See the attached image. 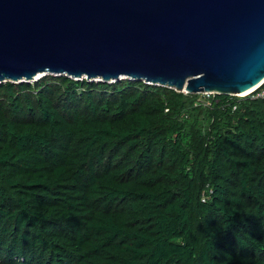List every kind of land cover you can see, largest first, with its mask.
Wrapping results in <instances>:
<instances>
[{
    "label": "trees",
    "instance_id": "1",
    "mask_svg": "<svg viewBox=\"0 0 264 264\" xmlns=\"http://www.w3.org/2000/svg\"><path fill=\"white\" fill-rule=\"evenodd\" d=\"M0 264H264V98L1 84Z\"/></svg>",
    "mask_w": 264,
    "mask_h": 264
},
{
    "label": "water",
    "instance_id": "2",
    "mask_svg": "<svg viewBox=\"0 0 264 264\" xmlns=\"http://www.w3.org/2000/svg\"><path fill=\"white\" fill-rule=\"evenodd\" d=\"M47 75L241 97L264 80V0H0V85Z\"/></svg>",
    "mask_w": 264,
    "mask_h": 264
},
{
    "label": "built area",
    "instance_id": "3",
    "mask_svg": "<svg viewBox=\"0 0 264 264\" xmlns=\"http://www.w3.org/2000/svg\"><path fill=\"white\" fill-rule=\"evenodd\" d=\"M249 95H253L254 98H264V83L260 87H258L252 94H248L246 96H249ZM241 97H245V96H241Z\"/></svg>",
    "mask_w": 264,
    "mask_h": 264
},
{
    "label": "bare ground",
    "instance_id": "4",
    "mask_svg": "<svg viewBox=\"0 0 264 264\" xmlns=\"http://www.w3.org/2000/svg\"><path fill=\"white\" fill-rule=\"evenodd\" d=\"M263 83H264V80H263L259 85L253 87L252 89L248 90V91L245 92V93H242L241 95H242V96H246V95L250 94V93L253 92L255 89H257L258 87H260Z\"/></svg>",
    "mask_w": 264,
    "mask_h": 264
}]
</instances>
